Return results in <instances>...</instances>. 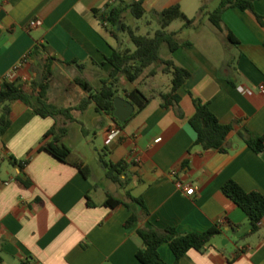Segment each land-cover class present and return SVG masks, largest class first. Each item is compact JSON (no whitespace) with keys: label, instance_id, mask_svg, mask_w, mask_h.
I'll list each match as a JSON object with an SVG mask.
<instances>
[{"label":"crops","instance_id":"0c3cea01","mask_svg":"<svg viewBox=\"0 0 264 264\" xmlns=\"http://www.w3.org/2000/svg\"><path fill=\"white\" fill-rule=\"evenodd\" d=\"M112 1L140 0H0V84L20 80L36 95L40 92L37 85L45 84L49 103L62 108L86 106L73 112L75 122H68L62 116L40 117L23 102H12L11 127L0 137L3 263L10 258L16 264H142L136 256L144 247L138 229L146 220L126 227L132 211L123 205L105 206L108 194L127 200L130 192L144 201L149 221L160 230L172 227L179 234H189L216 225L221 228V234L203 251L191 250L179 264H264V219L259 232L249 235L247 214L222 189L234 180L247 192L264 195V152L257 154L239 136L245 130L264 136V93L260 91L264 86V27L250 12L238 8L226 11L223 24L238 41L235 44L227 31L206 22L208 16L197 28L182 30V24L172 30L173 23L170 31L192 43L162 56L191 73L177 92L180 103L163 106L160 95L171 89V77L161 72L162 68H157L154 77L147 76L148 70L134 83L122 76L118 97L131 101L128 93L139 90L154 98L121 126L98 110L76 83L81 78L94 93L99 91L109 80L112 66L108 58L113 49L129 47L121 34L119 42L112 38L94 13ZM201 2L143 0L147 16L142 20L149 27L157 24L160 28V19L152 12L175 5L190 19L204 4L207 12H212L208 10L210 0ZM255 9L264 16V0L256 1ZM35 18L42 19L43 25L30 29L29 22ZM74 61L83 68L72 64ZM11 74L13 78L8 79ZM164 81L168 84H161ZM194 98L209 103L221 124L233 126L226 152L195 145L197 133L189 122L195 114ZM87 114L92 130L83 121ZM74 123L82 126L97 162L104 150L113 163L129 162L127 176H123L128 180L125 187L109 180L123 190L118 196L95 182L87 157L66 144ZM115 125L121 135L110 140L108 131ZM54 127L67 128L60 144L71 149V161L82 160L91 168L88 178L70 162L42 150L44 144L55 141V135L44 138ZM158 139L161 141L156 142ZM12 157L27 164L23 168L14 165ZM18 176L28 185L19 183ZM178 181L193 186L195 195H186ZM127 202L140 211L138 205ZM159 253L168 264L176 263L169 244L160 246Z\"/></svg>","mask_w":264,"mask_h":264},{"label":"trees","instance_id":"16d2710c","mask_svg":"<svg viewBox=\"0 0 264 264\" xmlns=\"http://www.w3.org/2000/svg\"><path fill=\"white\" fill-rule=\"evenodd\" d=\"M258 0H219V5L212 12H207V6L204 4L200 8L198 15L194 18H188L182 11L179 5L170 7L162 12H152L160 19V28L152 36L140 35L126 23L127 14L131 13L137 20H142L147 16V12L143 7V0L134 1L132 3H107L102 9L94 10L95 15L100 20L103 28L108 34L119 42V34L128 33L133 44L132 48L119 47L114 48L111 57L108 58L109 64L112 66L108 82L104 83L103 87L93 92L90 85L81 78L76 79V83L80 85L96 103L97 109L111 115L114 120L121 126L126 123H120L114 117V100L118 97L119 82L122 76H125L130 82H137L142 76L147 74L148 77H154L158 73L157 68H162L161 72L171 77V89L167 93H162L160 96L163 100V106L178 105L180 97L178 90L191 78V73L187 69L178 66L172 59H163L160 55L162 46L167 45L170 53H174L180 48H188L192 46L189 41H182L179 38V32L170 31L171 25L182 20L184 29L197 28L203 18L208 16L209 21L219 30L227 31L228 39L235 44L238 41L233 34L224 27L223 15L226 11L238 8L242 11L250 12L257 19L259 24L264 27V16L257 13L255 3ZM107 23V25H105ZM79 68L83 65L74 61ZM40 88L38 95L34 91H29L24 83L20 80L8 81L4 80L0 84V137L3 136L12 124V109L11 104L14 101H21L32 109L38 116L58 117L62 116L68 122H75L73 116L75 111H83L86 106L62 108L51 104L47 101V85L39 84ZM128 98L136 105L134 115L143 110L149 102L154 98L145 97L139 90H134L128 93ZM195 114L190 118L189 122L197 133L196 146H200L205 150L215 149L221 152H226V141L230 132L233 130L232 125H223L220 123L217 116L210 109L209 103L201 99L194 98ZM180 116H183L180 113ZM67 128L54 127L49 131L44 138L50 135H55L56 139L52 143L43 145L42 150L47 151L55 158L63 162H70L77 167L80 172L89 177L92 173L91 168L82 160L71 161L72 151L67 146L60 144V139L67 133ZM240 138L257 154L264 152V136L255 135L248 130L240 133ZM107 151L99 155V161L106 171V177L113 183L125 187L128 180L123 179L129 167V162L123 160L118 163H113L107 160ZM11 161L14 165H19L23 168L27 161L19 162L13 157ZM187 164V163H186ZM17 181L21 184L28 185L21 177H17ZM224 194L233 200L248 216L251 222V231L249 235L259 232V224L264 219V195L260 192H247L236 181L230 180L223 186ZM127 200L138 205L140 211L133 210ZM127 200H122L108 194L105 201V206L110 208H118L126 206L132 215L126 221L125 226L131 227L140 223L145 219L144 225L138 229V235L144 242V247L137 253V258L142 264H168L160 255L159 248L163 244H169L173 253L176 256V263L188 254L191 250L203 251L212 241L213 238L220 235L222 230L219 226H213L203 233L179 234L174 228L169 227L164 230L158 229L151 221H149V212L140 197H134L130 192L127 193ZM89 206H94L89 202ZM239 229V227L237 228ZM235 229V230H237ZM0 264L3 259L0 256ZM21 264H30L27 261H22Z\"/></svg>","mask_w":264,"mask_h":264},{"label":"rangeland","instance_id":"374dc122","mask_svg":"<svg viewBox=\"0 0 264 264\" xmlns=\"http://www.w3.org/2000/svg\"><path fill=\"white\" fill-rule=\"evenodd\" d=\"M199 1L201 2L202 0H199ZM218 4H219L218 0H210V2L208 3V5H209L208 10L213 11L214 8H216L218 6ZM206 22L209 23V19L206 20ZM126 23L128 24L129 27H131L133 30H135L140 35L150 34L153 36L155 34V32L159 29V26L157 24L149 27L146 24L145 20H137L131 13L127 14ZM182 24H183L182 20H177L174 22L171 29L172 30H178L179 28H181ZM211 27H213L212 29H215L214 26H211ZM121 35H122V42H125V46H129L132 48L133 44L129 38L128 33H121ZM168 51H169V49H168L167 45L164 44L160 50L161 57L166 56ZM163 79H166V78H163ZM161 84H168V81H166V82L164 81ZM165 89H166V87H163L161 90L164 91ZM88 116H89L88 114L85 115L83 118V121L86 123L87 128L89 130H92L93 125H90L86 121ZM86 138L87 137L85 136V134L83 132L82 126L77 124V123H74L70 127V132H69L68 136H66L65 142L68 146H70L74 150V152L80 151L87 157L88 162L90 163V165L93 168V174H92L93 180L95 182L103 184L105 187H108L111 190L113 189V191L118 192V193H115L116 196H118V194L122 193L123 190L119 186L115 187L113 185V183L107 179L106 171L102 167L101 163H99L95 160L96 155L94 153L93 145H88L86 143ZM89 138L90 139L93 138V135H90ZM100 195H103V192H101ZM134 195L138 196L136 193ZM5 264H16V261L14 259L7 258Z\"/></svg>","mask_w":264,"mask_h":264},{"label":"built area","instance_id":"2783aa9c","mask_svg":"<svg viewBox=\"0 0 264 264\" xmlns=\"http://www.w3.org/2000/svg\"><path fill=\"white\" fill-rule=\"evenodd\" d=\"M112 2H110V4H112ZM43 25V21L42 19H39V18H35V19H32L30 22H29V25L28 27L31 29V28H37V27H40ZM105 25H107V23H105ZM8 79H12L13 78V75H9L7 77ZM240 91H244V88L241 87L240 88ZM260 91L262 93H264V86H261L260 87ZM121 135V129L115 125L114 127H112L109 131H108V137L110 140H114L116 138H118L119 136ZM161 141V139H158L156 142H159ZM173 174L175 175L176 173L173 172ZM177 185L180 189L184 190V192L186 193V195L188 196H193L195 195V188L191 185H184L182 182L178 181L177 182Z\"/></svg>","mask_w":264,"mask_h":264},{"label":"water","instance_id":"95a60500","mask_svg":"<svg viewBox=\"0 0 264 264\" xmlns=\"http://www.w3.org/2000/svg\"><path fill=\"white\" fill-rule=\"evenodd\" d=\"M114 108V117L117 118L120 123H126L135 113V105L131 101L121 97L115 98Z\"/></svg>","mask_w":264,"mask_h":264}]
</instances>
